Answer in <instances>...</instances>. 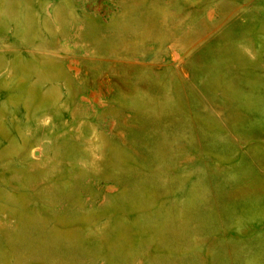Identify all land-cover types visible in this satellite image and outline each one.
Wrapping results in <instances>:
<instances>
[{"label":"rangeland","instance_id":"obj_1","mask_svg":"<svg viewBox=\"0 0 264 264\" xmlns=\"http://www.w3.org/2000/svg\"><path fill=\"white\" fill-rule=\"evenodd\" d=\"M21 1L0 0V47L103 72V23ZM126 1L145 64L170 62L172 12L186 16L191 77L0 95V264H264V0Z\"/></svg>","mask_w":264,"mask_h":264},{"label":"crops","instance_id":"obj_2","mask_svg":"<svg viewBox=\"0 0 264 264\" xmlns=\"http://www.w3.org/2000/svg\"><path fill=\"white\" fill-rule=\"evenodd\" d=\"M21 3L24 6L28 5L27 0ZM34 8L44 17L72 16L77 19L79 26L89 23L91 19L103 23V50L97 54L92 51L89 55L103 56L105 68L97 75L95 70L74 69L69 58H48L47 53L43 51L38 56L30 57L28 56L30 52L24 50L21 53L16 52L17 48L14 46L0 47V95L16 96V93L25 92L20 88L30 81H63L66 79L64 77H100V75L102 77H191V64L187 57L188 51L192 48L191 25L186 16L183 21L179 17L176 18L175 9L172 12L175 21L171 24L175 37L167 46V54L172 56L170 62L145 64L143 52L129 45L131 37L128 33L130 30L132 33L137 31L142 11L136 6L128 7L126 0H114L105 13L97 8L95 1L91 0H35ZM132 12L136 16L128 19V14ZM73 31L77 32L75 29ZM66 36L63 42L74 41L73 37L69 38L68 34ZM90 44L92 48L88 47V51L94 49L93 43ZM248 46L242 48L243 54L254 57L256 53ZM79 50L80 48L74 49L76 52ZM180 53L186 55L183 60L177 58ZM78 58L77 62L80 64L81 59ZM243 73L242 77H260L257 69L244 68Z\"/></svg>","mask_w":264,"mask_h":264}]
</instances>
